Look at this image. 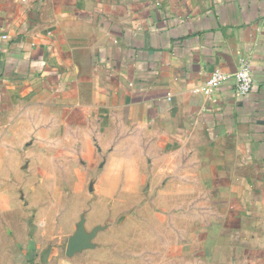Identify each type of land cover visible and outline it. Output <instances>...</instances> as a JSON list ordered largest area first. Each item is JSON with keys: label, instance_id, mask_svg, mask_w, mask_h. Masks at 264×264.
I'll return each instance as SVG.
<instances>
[{"label": "crops", "instance_id": "obj_1", "mask_svg": "<svg viewBox=\"0 0 264 264\" xmlns=\"http://www.w3.org/2000/svg\"><path fill=\"white\" fill-rule=\"evenodd\" d=\"M244 64L250 94L207 92ZM26 94L161 142L170 240L145 264H264V0H0V106Z\"/></svg>", "mask_w": 264, "mask_h": 264}, {"label": "rangeland", "instance_id": "obj_2", "mask_svg": "<svg viewBox=\"0 0 264 264\" xmlns=\"http://www.w3.org/2000/svg\"><path fill=\"white\" fill-rule=\"evenodd\" d=\"M72 100L0 106V264H145L148 243L170 240L161 142ZM80 225L91 248L68 257Z\"/></svg>", "mask_w": 264, "mask_h": 264}, {"label": "built area", "instance_id": "obj_3", "mask_svg": "<svg viewBox=\"0 0 264 264\" xmlns=\"http://www.w3.org/2000/svg\"><path fill=\"white\" fill-rule=\"evenodd\" d=\"M231 80L235 82L239 94L248 95L253 91L254 80L251 67L248 64L242 65L241 68L232 75H227L220 70L214 71L207 82L206 90L208 93L212 92Z\"/></svg>", "mask_w": 264, "mask_h": 264}, {"label": "water", "instance_id": "obj_4", "mask_svg": "<svg viewBox=\"0 0 264 264\" xmlns=\"http://www.w3.org/2000/svg\"><path fill=\"white\" fill-rule=\"evenodd\" d=\"M93 235H87L84 231L83 225L79 226L78 232L70 239L67 245L66 254L68 257L74 256L77 252L91 248V240Z\"/></svg>", "mask_w": 264, "mask_h": 264}]
</instances>
